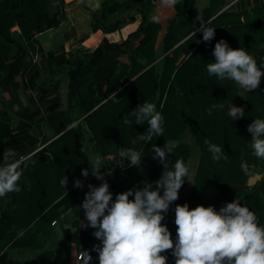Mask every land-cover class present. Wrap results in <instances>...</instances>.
Instances as JSON below:
<instances>
[{
    "label": "trees",
    "instance_id": "trees-1",
    "mask_svg": "<svg viewBox=\"0 0 264 264\" xmlns=\"http://www.w3.org/2000/svg\"><path fill=\"white\" fill-rule=\"evenodd\" d=\"M195 1L178 0L172 6L160 51H155L160 24L147 17L150 0H139L133 8L132 1L104 0L100 9L90 14V31L111 33L123 24L135 23L122 28L116 41L102 37L90 51L69 56L62 48L42 53L34 37L63 20V0H50V12L46 0H0V100L6 109V100L15 107L12 116L0 111V163L8 153L19 162L22 172L21 190L0 197V264H15L5 251L15 248L35 252L30 264H57L55 253L41 250L38 241L39 235L50 237L52 221L65 256L74 244L77 252H89L90 264H99L93 249L101 242L96 239L90 248L93 239L87 231L68 229L69 219L64 217L66 212L76 213L79 206L80 212L83 210L89 184L102 183L91 175V157L83 141L91 145L94 157L102 158L100 171L114 201L116 194L142 188L145 182L155 187L164 166L153 159V145L176 143L166 161L168 170H173L177 159L187 163L189 149L179 139L188 127L199 154L189 189L183 193L185 177L178 200L164 214L162 224L173 241L177 204L187 203L190 209L213 206L219 211L238 199L264 226V159L252 154L247 130L254 119H264V76L257 89L240 93L234 81L207 72V65L215 61V44L221 39L233 49L245 50L264 71V0H208L199 11L194 8ZM129 9L127 17L120 16ZM201 23L215 28L213 40L203 41ZM38 50V63L26 59V51L32 56ZM61 63L64 67H59L56 81L39 82L41 70ZM25 90L38 92L31 107L19 98ZM144 102L153 103L162 114L164 129L163 136H154L147 143L137 139L146 132L147 123L136 125L135 117L129 116ZM221 104L223 107H213ZM231 104L244 109L242 118L233 120L228 115ZM126 116L130 124L124 123ZM206 140L221 147L222 159H212ZM109 148L114 149L113 157L124 163V169L105 165ZM126 148L141 152L139 168L121 160L119 151ZM242 161L248 165L247 173L241 169ZM256 167L261 168V176L248 186L247 178ZM86 168L87 178L81 174ZM65 176L66 187L61 184ZM77 179L83 188L73 186ZM161 254L167 257V264L175 263L171 250Z\"/></svg>",
    "mask_w": 264,
    "mask_h": 264
},
{
    "label": "clouds",
    "instance_id": "clouds-1",
    "mask_svg": "<svg viewBox=\"0 0 264 264\" xmlns=\"http://www.w3.org/2000/svg\"><path fill=\"white\" fill-rule=\"evenodd\" d=\"M163 3L172 7L178 0H163ZM199 31L204 42L215 37V28L204 23H201ZM212 55L215 61L207 65L209 75L234 81L244 91L259 87L264 71L245 50L233 49L221 39L215 44ZM244 114L242 107L229 106L228 115L233 120L242 118ZM129 116L135 117L136 125H148L146 132L138 135L139 141L147 143L154 136H163V116L153 103L140 104ZM123 120L125 124L131 123L127 116ZM71 126L75 127V124ZM247 130L251 133L252 154L264 159V119H254ZM205 143L214 161L223 158L220 146L207 140ZM175 147L173 141L165 142L163 147L152 146L153 159L164 166L160 178L154 182L155 187L153 183L145 182L142 188L116 194L114 201L109 184L100 171L102 158L97 155L88 159L91 175L102 183L87 186L89 191L85 193L81 207L87 227L95 229L93 235L101 242L93 249L98 253L99 264H167V257L161 253L168 250L172 251L175 264H264V226L238 199L226 203L219 211L213 206L198 205L190 209L187 203L177 204L176 239L173 241L162 221L170 205L178 200L185 177L191 175L190 167L183 159H177L173 170H168L166 161ZM119 156L121 160H127L129 166L139 168L142 163L141 152L134 148L121 149ZM19 167V162L8 153L4 154L0 163V197L21 190L18 182L22 172ZM241 169L248 172L246 162L242 161ZM81 174L87 178L89 169H83ZM67 183L65 176L61 184L66 187ZM73 186L83 188L84 184L77 179ZM75 255L77 264H90L92 257L88 251H79Z\"/></svg>",
    "mask_w": 264,
    "mask_h": 264
},
{
    "label": "rangeland",
    "instance_id": "rangeland-1",
    "mask_svg": "<svg viewBox=\"0 0 264 264\" xmlns=\"http://www.w3.org/2000/svg\"><path fill=\"white\" fill-rule=\"evenodd\" d=\"M46 1H47L48 12H50L51 11L50 0H46ZM125 1H132L130 6H131V8H133L137 5L139 0H125ZM207 1L208 0H196L194 3V8L197 11H199L202 7H204L206 5ZM150 3H152L151 7L147 10L146 14H147V17L149 20L155 21V22L160 24V29L157 32V36H156L155 43H154L155 51H160V38H161L163 31H164L165 20L171 15V13L173 12V8L166 6L163 3V0H150ZM94 5H95V1L91 0V4L89 6H94ZM73 7L74 6L72 4L68 5L67 11L64 15V18L60 22V24L63 23L61 25V27L57 28L59 25L58 24L56 27L49 28V29H52V31L47 32L46 34H44L40 37L44 46H48L47 43H44V39H46V37H48L49 35H54V29L57 28V31L55 33H58V35L55 37V39L53 36H50L49 42L54 41L56 43L57 47L61 46L60 48H62L64 51H67V53H66L67 55L72 56L75 53L88 51V50L92 49L93 47H95L99 43V41L101 40L102 37H106L107 39H109L111 41H116L119 38V33L121 32L120 30H122V28H125L126 26L133 25L135 23V22H132V23L123 24L118 28L119 31L116 30V31L111 32V33H103L99 30H96L93 32L91 31V33L88 34V31L90 32V30H89L90 19L87 18V13L85 11H80L78 9L79 7L76 8V10H72ZM130 9L125 11L120 16L121 17H127L131 13ZM81 10H84V9H81ZM197 19L200 20V17H198ZM134 28H135V26L129 30L132 31ZM72 32L77 34V37H80L81 39L77 40L76 39L77 37H73L75 34H71ZM120 35L122 37L124 36L122 34H120ZM114 36H116V37L113 39H110L111 37H114ZM41 41H39V42L41 43ZM38 46H39V44H38ZM39 48H40V46H39ZM64 48H66V49H64ZM40 51H42L41 48H40ZM48 51H50V50H48ZM25 53H26L25 56H26L27 60H29L31 62H35V63L39 62L40 57L38 59L34 60L33 55L31 56V54L28 51H26ZM56 55H59V54L56 53ZM59 67L60 68L64 67V63L59 64L57 67L55 65H52L49 68H45V69L41 70L39 82H40V80L44 81L46 83L56 81L57 78L59 77L60 73H61ZM59 89H61L60 85H59ZM240 90H241V88H240ZM242 92H243V89L240 91V93H242ZM37 94H38V92H36V91L25 90V92L23 94L22 93L19 94V98L23 104H26L28 107H31L32 104L35 102L34 99L37 96ZM4 95L8 96L7 93H5ZM4 103H5V106H7L9 108L6 109L4 107V104L0 100V111L6 110L7 113L10 116H12V112L15 110V107L11 106L12 105L11 102H9L7 100ZM179 141H180V143L187 146V148L189 149V158L187 159L186 164L190 167L191 175H190V177H187V182H186V185L183 189V193H185V192H187V190L189 189V186L191 185V177H192V174H193V171L195 168L196 159H197L198 154H199V147H198L197 143L193 140L191 131L188 127L184 130V132L180 136ZM83 143H84L86 152H89L91 158L94 157V153L92 151L91 145L89 143H87L86 141H83ZM113 155H114V149L109 148V157L113 156ZM105 165H106V163H105ZM259 171H261V168L256 167L255 169H253L251 171L250 176L258 174ZM258 175L261 176V174H258Z\"/></svg>",
    "mask_w": 264,
    "mask_h": 264
},
{
    "label": "crops",
    "instance_id": "crops-1",
    "mask_svg": "<svg viewBox=\"0 0 264 264\" xmlns=\"http://www.w3.org/2000/svg\"><path fill=\"white\" fill-rule=\"evenodd\" d=\"M87 1L89 2V5H90L91 4V0H63L62 8H63L64 15H65V13L67 11L68 5L72 4L74 6L72 8V10H76V8L79 7L78 9L80 11H85L87 13V18L90 19L89 15L92 12H95L98 9H100L101 3L104 0H92V1H95V5L94 6H89L86 3ZM81 9H84V10H81ZM62 24L63 23H61V24L59 23L57 28L61 27ZM57 28L54 29V35H49L48 37H46V39H44V43H47L48 46H44V44L41 41L40 37L42 35L46 34L47 32H51L52 29L48 28V29H46V30H44L42 32H39V33L35 34L34 37H35L36 42L38 43L39 41H41V43L39 42L38 44H39V46H40V48L42 50L41 51L42 53H45L48 50L55 51V50H57L58 48L61 47V46L57 47V45H56V43L54 41L53 42H49L50 36H53L54 39H55V37L58 35V33H55L57 31ZM89 30H90V27H89ZM90 33H91V31L90 32L88 31V34H90ZM71 34H75V33L72 32ZM73 37H77V34H75ZM76 39L79 40V37H77ZM64 49H66V48H64ZM90 50H88V51H90ZM88 51H83V52H88ZM41 52L38 50V52H35L33 54L34 60L38 59L40 57V53ZM65 52L67 53V51H65ZM237 87H238V91L240 92L242 89L240 90V87L238 85H237ZM4 201H6V200H4ZM3 207H4V204H3ZM0 210H1V206H0ZM0 214H2L1 211H0ZM64 217L65 218L67 217L69 219V221L66 222V227L68 229L69 228L70 229L83 228V229H85L87 231V233L93 239L91 244H90V248H92L94 246V244L96 243V238L93 235L95 229H92L91 227H87V223L88 222H87V220L85 218L84 211L82 210L80 212V206H79V208H77V212L76 213L71 212V215H70V214H68V212H66ZM29 228L31 230L33 229L32 226H30ZM59 238H60V235H59L56 223H55L53 225V231H52L50 237L43 236V235H39L38 236V241L42 245V249L41 250H45L46 249V250H50L53 253H55L57 264H77V259L75 258V256H76L75 254H77L78 252L76 250L75 245L74 244H70L69 249H68V253L65 256L63 251L60 250L59 247H58ZM5 251L8 253L9 257L15 262V264H30L32 259H33L34 254H35V252H30V251H27V250L16 249V248L15 249H11V250L6 249ZM168 264H175V263H168Z\"/></svg>",
    "mask_w": 264,
    "mask_h": 264
},
{
    "label": "built area",
    "instance_id": "built-area-1",
    "mask_svg": "<svg viewBox=\"0 0 264 264\" xmlns=\"http://www.w3.org/2000/svg\"><path fill=\"white\" fill-rule=\"evenodd\" d=\"M107 160L109 162L106 165H107V167H109L111 169H124L125 168L124 163H122V161H120L118 159H115L113 156H110ZM51 224H55V222L52 221ZM75 258L77 259L76 256H75Z\"/></svg>",
    "mask_w": 264,
    "mask_h": 264
},
{
    "label": "water",
    "instance_id": "water-1",
    "mask_svg": "<svg viewBox=\"0 0 264 264\" xmlns=\"http://www.w3.org/2000/svg\"><path fill=\"white\" fill-rule=\"evenodd\" d=\"M260 178V175L256 174V175H253V176H249L247 178V181H246V184L249 186V185H252L256 180H258Z\"/></svg>",
    "mask_w": 264,
    "mask_h": 264
}]
</instances>
